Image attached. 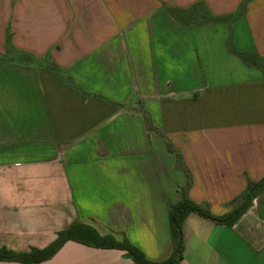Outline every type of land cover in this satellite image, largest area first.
I'll return each mask as SVG.
<instances>
[{
	"label": "crops",
	"instance_id": "0c3cea01",
	"mask_svg": "<svg viewBox=\"0 0 264 264\" xmlns=\"http://www.w3.org/2000/svg\"><path fill=\"white\" fill-rule=\"evenodd\" d=\"M229 41L264 67V0H0V248L81 223L168 258L187 177L159 133L191 200L238 207L264 179V75ZM182 241L179 264H264V191L232 226L188 215ZM39 264L136 263L69 240Z\"/></svg>",
	"mask_w": 264,
	"mask_h": 264
},
{
	"label": "trees",
	"instance_id": "16d2710c",
	"mask_svg": "<svg viewBox=\"0 0 264 264\" xmlns=\"http://www.w3.org/2000/svg\"><path fill=\"white\" fill-rule=\"evenodd\" d=\"M227 47L229 52L239 58L245 65L261 68L264 75V67L261 63V59L256 54L239 52L235 50L230 41L227 42ZM142 113L147 128L149 130L157 131L151 125L147 113L145 111H142ZM157 133L159 132L157 131ZM159 135L163 138L167 151L175 156V167L181 170L187 177L185 186L181 188V196L177 203H172L164 198L173 246L172 253L168 258L162 261H150L145 257L143 252L134 246L126 237H123L121 241H117L110 235L101 236L96 230L88 225L75 223L64 230L59 231L56 239L43 249L31 248L26 252H14L5 248H0V261L39 264L52 258L63 244L72 240L95 248L118 249L125 251L136 264H179L183 252L182 224L188 215L196 214L207 221L232 226L251 205L252 200L264 191V179L259 182H249L246 190L242 194L243 201L238 207L222 216L212 215L206 205L196 203L189 197L188 191L191 185L189 170L187 169L181 154L174 149L169 139L161 133H159Z\"/></svg>",
	"mask_w": 264,
	"mask_h": 264
}]
</instances>
